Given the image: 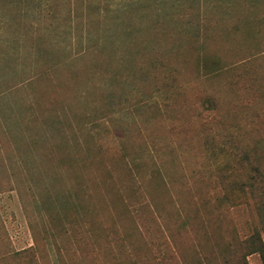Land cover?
<instances>
[{
	"label": "rangeland",
	"instance_id": "1",
	"mask_svg": "<svg viewBox=\"0 0 264 264\" xmlns=\"http://www.w3.org/2000/svg\"><path fill=\"white\" fill-rule=\"evenodd\" d=\"M243 152L264 0H0V264H241Z\"/></svg>",
	"mask_w": 264,
	"mask_h": 264
},
{
	"label": "trees",
	"instance_id": "2",
	"mask_svg": "<svg viewBox=\"0 0 264 264\" xmlns=\"http://www.w3.org/2000/svg\"><path fill=\"white\" fill-rule=\"evenodd\" d=\"M204 70L206 72L210 70L207 62H205ZM257 162L256 160H251V156L248 152H243L242 159L238 164L239 168L245 169L243 177L237 179L238 188L245 199L243 200L244 204L253 207L259 221V228L255 229L250 236L245 238L242 242L245 254L241 258V264H247L246 257L255 253L260 255L264 263V166ZM241 198L242 197H237L236 199L240 200ZM216 202L218 206L223 205L220 200ZM216 248H218V251L200 258V264H230L232 247L230 245H225Z\"/></svg>",
	"mask_w": 264,
	"mask_h": 264
}]
</instances>
